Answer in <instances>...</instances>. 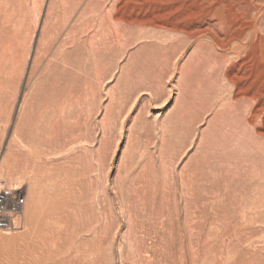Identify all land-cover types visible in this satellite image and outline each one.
Returning a JSON list of instances; mask_svg holds the SVG:
<instances>
[{
    "label": "rangeland",
    "instance_id": "obj_1",
    "mask_svg": "<svg viewBox=\"0 0 264 264\" xmlns=\"http://www.w3.org/2000/svg\"><path fill=\"white\" fill-rule=\"evenodd\" d=\"M112 2L0 0V186L25 195L0 264H264V115L234 54L114 28Z\"/></svg>",
    "mask_w": 264,
    "mask_h": 264
},
{
    "label": "bare ground",
    "instance_id": "obj_2",
    "mask_svg": "<svg viewBox=\"0 0 264 264\" xmlns=\"http://www.w3.org/2000/svg\"><path fill=\"white\" fill-rule=\"evenodd\" d=\"M112 7L114 28L148 25L171 33H183L195 39L205 37L218 49L229 50V55L234 54L235 57L232 60L231 56L228 58L234 72L226 76L236 88L234 98L239 100L238 96L243 95L245 99H253L252 106L255 107L251 118L255 114L264 115V38L262 47L258 46L259 52L256 51L258 54L251 50L252 41L255 44L254 39L258 38L260 29L263 30L264 0H113ZM228 53L222 55L225 57ZM245 59H253L256 64L249 66L250 60L247 66Z\"/></svg>",
    "mask_w": 264,
    "mask_h": 264
},
{
    "label": "built area",
    "instance_id": "obj_3",
    "mask_svg": "<svg viewBox=\"0 0 264 264\" xmlns=\"http://www.w3.org/2000/svg\"><path fill=\"white\" fill-rule=\"evenodd\" d=\"M25 204V195L19 189L0 186V230L11 231L20 224V216Z\"/></svg>",
    "mask_w": 264,
    "mask_h": 264
}]
</instances>
